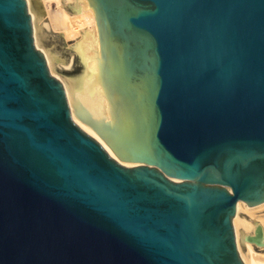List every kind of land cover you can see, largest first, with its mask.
Returning a JSON list of instances; mask_svg holds the SVG:
<instances>
[{"label": "water", "instance_id": "1", "mask_svg": "<svg viewBox=\"0 0 264 264\" xmlns=\"http://www.w3.org/2000/svg\"><path fill=\"white\" fill-rule=\"evenodd\" d=\"M88 2L99 39L66 89L117 158L74 121L27 0H0V264H245L233 219L264 203V0Z\"/></svg>", "mask_w": 264, "mask_h": 264}, {"label": "bare ground", "instance_id": "2", "mask_svg": "<svg viewBox=\"0 0 264 264\" xmlns=\"http://www.w3.org/2000/svg\"><path fill=\"white\" fill-rule=\"evenodd\" d=\"M27 2L32 16L35 44L44 52L51 73L63 82L74 121L117 158L106 141L90 125L75 116L66 89L72 61L82 49L99 39L97 22L88 0H27ZM262 207L264 203L250 207L240 201L233 219L238 250L245 264H264V221H253L246 215H254L255 210ZM259 228L262 232L261 245L251 240L257 236Z\"/></svg>", "mask_w": 264, "mask_h": 264}, {"label": "rangeland", "instance_id": "3", "mask_svg": "<svg viewBox=\"0 0 264 264\" xmlns=\"http://www.w3.org/2000/svg\"><path fill=\"white\" fill-rule=\"evenodd\" d=\"M256 212H254V215L251 214H246L247 217H249L250 219H252L253 221H264V207L260 208L259 210H255ZM256 218V219H255ZM261 219V220H260Z\"/></svg>", "mask_w": 264, "mask_h": 264}]
</instances>
